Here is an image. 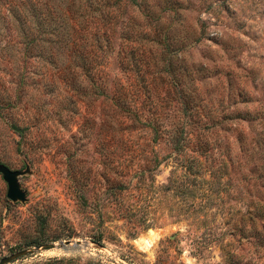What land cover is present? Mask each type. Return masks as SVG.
<instances>
[{"label": "rangeland", "instance_id": "obj_1", "mask_svg": "<svg viewBox=\"0 0 264 264\" xmlns=\"http://www.w3.org/2000/svg\"><path fill=\"white\" fill-rule=\"evenodd\" d=\"M119 12L89 73L55 36L46 66L0 47V167L25 194L0 173V264H264V0ZM105 82L131 84L118 113ZM171 125L204 146L192 172H172Z\"/></svg>", "mask_w": 264, "mask_h": 264}, {"label": "trees", "instance_id": "obj_2", "mask_svg": "<svg viewBox=\"0 0 264 264\" xmlns=\"http://www.w3.org/2000/svg\"><path fill=\"white\" fill-rule=\"evenodd\" d=\"M123 1H128L130 6L135 2V0H0V47L2 44L4 45L2 49H8L13 45L19 46L25 56L30 55L36 63H43L46 66L53 62L55 36L56 39L60 38L56 40V44L62 43L63 47L71 48L69 63L76 69L75 73L78 75L89 73L92 69L91 63L98 57L103 59L106 52L110 51V38L116 28L120 27L119 24L125 23L120 21L122 15L119 12ZM126 41L132 43L129 37ZM46 50L50 52L49 56H45ZM23 77L25 76L21 75L20 78ZM131 88V84L126 87L114 84L110 90L105 82V99L108 104L111 103L109 109L116 113L123 109L126 104L121 100V96H128ZM189 116L195 118L196 112H190ZM151 125L154 133L161 127L159 122ZM170 127L160 129L170 131L169 142L175 151L176 160L172 172L177 169L192 172L195 159L189 155L193 149H189L188 146H195L197 149H203L204 146L194 145L192 132L185 127L182 126L180 129L172 125ZM12 128L17 129L16 124H13ZM150 163L152 167L148 166V169L154 171L161 164V160L154 153Z\"/></svg>", "mask_w": 264, "mask_h": 264}, {"label": "water", "instance_id": "obj_3", "mask_svg": "<svg viewBox=\"0 0 264 264\" xmlns=\"http://www.w3.org/2000/svg\"><path fill=\"white\" fill-rule=\"evenodd\" d=\"M0 173L7 184V198L11 201H23L25 199V194L19 188L17 182L18 173L13 172L6 167H0Z\"/></svg>", "mask_w": 264, "mask_h": 264}, {"label": "bare ground", "instance_id": "obj_4", "mask_svg": "<svg viewBox=\"0 0 264 264\" xmlns=\"http://www.w3.org/2000/svg\"><path fill=\"white\" fill-rule=\"evenodd\" d=\"M155 237H156V236H155V235H153V236L151 237V240L155 239Z\"/></svg>", "mask_w": 264, "mask_h": 264}]
</instances>
